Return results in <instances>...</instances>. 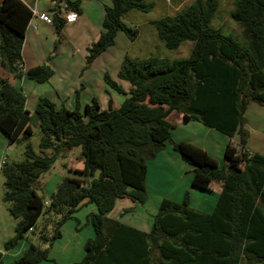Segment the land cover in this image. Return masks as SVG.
<instances>
[{"label":"trees","instance_id":"obj_1","mask_svg":"<svg viewBox=\"0 0 264 264\" xmlns=\"http://www.w3.org/2000/svg\"><path fill=\"white\" fill-rule=\"evenodd\" d=\"M64 1L80 11L78 1ZM109 2L102 31L87 47L86 66L113 45L117 31L134 40L137 30L122 17L129 10L149 8L141 0ZM214 13V0H193L174 15L155 20L157 35L167 49L192 42L189 56L180 60L125 57L117 76L131 84L128 92L104 74L105 83L125 95L116 109L102 110L93 100L80 112L78 107L57 108L41 97L30 113L23 91L0 77V130L8 144L23 143L25 157L4 160L0 167L3 201L17 219L14 235L4 243L6 250L34 232L40 217L38 239L51 245L61 237V226L84 204L93 203L96 212L87 214L93 237L85 241L82 259L69 264H264V156L246 146L244 127L248 103L264 106V0H233L230 18L248 44L212 27ZM31 18L32 9L22 0H1L0 68L14 78L25 75L45 82L52 74L48 65L25 71L19 67ZM52 21L58 32L64 20L53 13ZM173 111L182 113L184 121H198L228 137L237 135V145L228 142L225 147L226 162L219 164L197 145L173 141L174 125L168 120ZM33 115L40 130L39 152L29 140ZM166 142L191 165L193 187L210 192L211 181L220 182L212 210L193 209L185 192L181 202L161 200L147 232L110 218L119 198L141 204L147 200V161ZM72 147H79L83 158L80 176H64L45 206L38 194L39 178ZM48 148L55 151L48 155L44 152ZM48 253L49 247L30 242L9 263L2 261L0 252V264H39L49 259Z\"/></svg>","mask_w":264,"mask_h":264},{"label":"crops","instance_id":"obj_2","mask_svg":"<svg viewBox=\"0 0 264 264\" xmlns=\"http://www.w3.org/2000/svg\"><path fill=\"white\" fill-rule=\"evenodd\" d=\"M22 1L29 8H35L39 13L47 14L51 12V14H53L54 12L51 9H57L58 7L52 3L53 0ZM70 1H78L80 11L76 12L77 17L74 22L64 23L58 32L55 30L52 18L51 22L47 23L37 16L30 19L25 29L19 67L22 71H25L34 66L48 65L52 70V74L47 81L36 82L25 75H22L20 78H14L0 68V77L6 78L11 84L23 91L25 95V108L30 113H33L37 101L41 97L49 99L57 108L62 106L68 110H74L78 107L80 112L84 110L86 104H90L93 100H96L99 108L102 110L108 109L109 106L114 109L118 108L125 98V95L111 89L105 83V73L108 74L112 80L116 81L125 92H128L131 88L129 82L121 80L117 76L118 70L126 56L119 51L120 49L117 48L115 41L113 45L109 46L86 66L87 47L98 39L102 31L104 9L106 5L110 4L109 0H91L89 6H86L87 1ZM118 32L119 31H117V33ZM117 33L115 35H117ZM134 40L131 41L129 39L130 43ZM110 66L113 68V73H108L110 71L109 68H111ZM114 93L121 94L123 98L118 99ZM244 115V127L248 133L246 146L250 149L248 146V140L251 137L250 128H252V130L258 129L261 133H264L262 128L264 122V106L255 102H249ZM168 120L174 125L171 131V138L173 141H183L197 145L215 158L219 164L226 162L224 150L227 143L230 142L235 145L234 142L237 143L238 141L237 135L228 137L216 129L210 128L198 121H184L182 113L179 112H171L168 116ZM255 137L262 139L264 144V134H258ZM252 144V146H257L254 142ZM13 146L14 144L7 143L5 134L0 130V165L3 159L8 160L7 151H14L15 148H13ZM261 146L264 150V145ZM76 148L79 147H72L63 155H59L69 158L70 163H66L65 166L68 173L71 175H79L78 171L83 167V158L80 148L79 151H76ZM54 151V148L44 150L48 155H51ZM24 159L25 157L23 156L21 161ZM191 169V165L181 158L169 142H166L163 149L159 151L153 159L147 161L145 178V187L148 194L147 200L141 204L135 203L129 198H119L108 216L123 224L147 232L152 223L153 213L158 210L161 200L167 198L176 202H181L185 192H188L190 207L202 212H210L220 192L221 184L216 180L211 181L210 192L197 189L191 184ZM57 184V181H55L52 192L55 191ZM154 185H156V187H154ZM152 194L154 195L153 199L151 198ZM148 203H151L150 206L154 211L147 215ZM95 209L96 207L95 205L93 206V203L84 204L74 213L73 218L67 220L61 226V237L56 241L61 242L67 238L63 246L62 244L59 246L61 252L65 253L68 247V241L73 239L76 235L77 229L74 224L72 230V223L77 222L80 225L84 221L85 225L91 227L87 221V214L95 212ZM89 229H92V227ZM68 232H70V234L66 236L65 233L68 234ZM92 233L93 230H91V234ZM87 236L88 237L81 239L79 242L81 249L84 248V243L90 238V234ZM21 241L19 243H21ZM25 246L24 244H19L17 251L14 252V250H10L15 259L24 252ZM68 248L69 251L73 250L75 245L72 248ZM50 251L51 248L49 253ZM69 251L67 253H69Z\"/></svg>","mask_w":264,"mask_h":264},{"label":"rangeland","instance_id":"obj_3","mask_svg":"<svg viewBox=\"0 0 264 264\" xmlns=\"http://www.w3.org/2000/svg\"><path fill=\"white\" fill-rule=\"evenodd\" d=\"M83 1L84 2L87 1L86 6H89V3L91 2V0H83ZM141 1L144 4L149 5L147 11L143 12L139 10H129L122 17V21L128 27L135 28L137 30V36L136 39L130 43L125 33L119 31L117 35H115L114 37L115 44L117 48L120 49L119 51H121L127 58L135 59V60L144 59L150 56L166 58L168 60H180L187 58L189 56L192 47V42L186 40L181 42L179 47H177L176 49H172V50L167 49L164 46L163 40L160 39V37L157 35V31L153 22L164 16L174 15L180 9L187 8L193 2V0H141ZM214 1H215V13L212 16L209 24L214 28H220L224 35H229L241 43L248 44V41L243 36L239 25L236 24L230 18L229 13L230 10L233 9V0H214ZM47 14L50 16V18H52L53 14H51V12H48ZM109 69L110 71L108 73H113V68L111 67ZM114 94L118 99L123 98L121 94L118 93H114ZM30 124L33 133L29 140L31 142L32 148L36 152H38V141L40 136V130L38 127V120L34 115L32 116ZM262 128L264 130V122ZM250 131H251V135H250L251 137L248 140L249 141L248 146L250 147V150L252 151L255 150L257 151V153H260L261 155L264 156V150L261 148L262 147L261 145H264L262 139L255 137L258 134L263 135L264 133L263 132L261 133V131H259L258 129L252 130V128H250ZM253 142L257 146H252ZM234 144L237 145L236 142H234ZM13 148H15L14 151L11 152L7 151L8 160L21 161L24 156L23 143L14 144ZM76 151H79V148H76ZM66 163H70L69 158L58 156L54 160L52 166L47 171L41 174L39 178L41 187L38 190V194L42 197L43 200L49 199L53 186H55V181L59 183V181L64 176H78V177L80 176V174L79 175L69 174L65 166ZM97 175L98 172L95 173V177H97ZM3 183H4V176L0 172V252L3 254L1 259L4 263H9L13 261V259H15L10 250L12 251L14 250V252L17 251L19 248V244L26 245L24 247V249H26V247L28 246L27 243L29 244L30 242L40 248L49 247V250L51 248V251L49 253L50 255L49 259L41 261L39 264H52L51 260L57 263L68 264V263L80 261L82 259L84 254V249L83 248L81 249V245H79V242L81 241V239L88 237L87 235L89 234H90L89 236L90 238L93 237V233L91 234L92 229H89L91 227L85 225L84 221L80 225L77 222L72 223L71 226L72 230L74 224H75V228L77 229L76 235L75 237H73L74 235L72 236L73 239L68 241L67 245L70 248L74 247L75 245V248L69 251V248L67 247L65 253L60 251L61 249L59 246L61 244L63 246V244L67 241V238H65L64 241H61L63 243L55 240L54 242L51 243V245L45 244L38 239V234H39L38 228L41 227L42 217L39 218L36 226L37 228L35 229L34 232H28L25 238L21 241V243H19L18 246L16 245L17 247H14V249L12 248L10 250H6L4 248V243L14 235V227L17 222V219L13 218L8 213L7 211L8 205L3 201V193H4ZM154 187H156V185H154ZM151 198L152 199L154 198L153 194L151 195ZM150 205L151 203L150 204L148 203L147 205V215L152 211H154V209L151 208ZM154 213L153 216L155 215ZM153 216H152V220H153ZM151 225L149 226L148 229H150ZM48 229H46V232L48 231ZM69 234L70 232H68V234L65 233L66 236H68ZM68 251L69 253H67Z\"/></svg>","mask_w":264,"mask_h":264},{"label":"built area","instance_id":"obj_4","mask_svg":"<svg viewBox=\"0 0 264 264\" xmlns=\"http://www.w3.org/2000/svg\"><path fill=\"white\" fill-rule=\"evenodd\" d=\"M53 4L57 5L60 7L58 10L55 9L53 12L57 14V16L61 19L64 20V23H72L75 21L77 14L74 10L70 9L69 7L66 6L64 0H53ZM37 16L40 18L42 21L50 23L51 18L49 17L48 14L46 13H39L35 8L32 9V17ZM4 162V159L2 160V163ZM1 163V164H2ZM49 200L44 201V205L48 206L49 205ZM31 230V229H30Z\"/></svg>","mask_w":264,"mask_h":264},{"label":"clouds","instance_id":"obj_5","mask_svg":"<svg viewBox=\"0 0 264 264\" xmlns=\"http://www.w3.org/2000/svg\"><path fill=\"white\" fill-rule=\"evenodd\" d=\"M54 10H55V9H54ZM54 10H53V11H54Z\"/></svg>","mask_w":264,"mask_h":264}]
</instances>
